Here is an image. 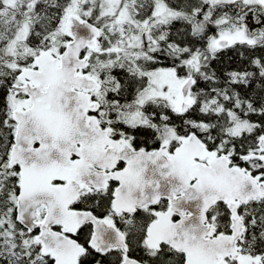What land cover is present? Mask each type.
I'll use <instances>...</instances> for the list:
<instances>
[{
    "label": "snow or ice",
    "instance_id": "obj_1",
    "mask_svg": "<svg viewBox=\"0 0 264 264\" xmlns=\"http://www.w3.org/2000/svg\"><path fill=\"white\" fill-rule=\"evenodd\" d=\"M0 264H264V0H0Z\"/></svg>",
    "mask_w": 264,
    "mask_h": 264
}]
</instances>
